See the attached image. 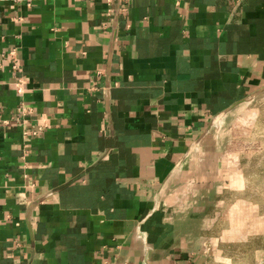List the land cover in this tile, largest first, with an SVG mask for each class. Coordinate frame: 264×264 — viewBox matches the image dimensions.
I'll return each mask as SVG.
<instances>
[{"label": "crops", "instance_id": "1", "mask_svg": "<svg viewBox=\"0 0 264 264\" xmlns=\"http://www.w3.org/2000/svg\"><path fill=\"white\" fill-rule=\"evenodd\" d=\"M263 87L264 0H0V264H264L214 248Z\"/></svg>", "mask_w": 264, "mask_h": 264}, {"label": "rangeland", "instance_id": "2", "mask_svg": "<svg viewBox=\"0 0 264 264\" xmlns=\"http://www.w3.org/2000/svg\"><path fill=\"white\" fill-rule=\"evenodd\" d=\"M223 139L230 176L227 216L246 219L252 237L247 242L215 243L218 251L262 250L264 254V87L246 97L228 116ZM260 233L263 235L260 237Z\"/></svg>", "mask_w": 264, "mask_h": 264}, {"label": "built area", "instance_id": "3", "mask_svg": "<svg viewBox=\"0 0 264 264\" xmlns=\"http://www.w3.org/2000/svg\"><path fill=\"white\" fill-rule=\"evenodd\" d=\"M13 54H14V53H13V50L9 52V55H10L11 57L13 56ZM13 67H15V65H13ZM20 85H21L20 82H17V83H16V90H17L18 92L21 91V87H20ZM23 109H24V108L20 106V112L23 111ZM12 119H14V117H12ZM14 120H18V117H15ZM2 122L5 123L6 120H2Z\"/></svg>", "mask_w": 264, "mask_h": 264}]
</instances>
